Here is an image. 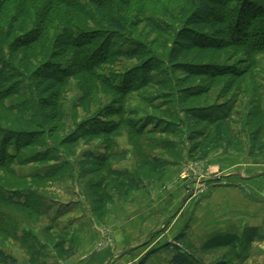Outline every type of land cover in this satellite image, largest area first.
Masks as SVG:
<instances>
[{
  "label": "rangeland",
  "instance_id": "obj_1",
  "mask_svg": "<svg viewBox=\"0 0 264 264\" xmlns=\"http://www.w3.org/2000/svg\"><path fill=\"white\" fill-rule=\"evenodd\" d=\"M118 1L120 5V3H126L129 0ZM154 3L151 0H134L137 9L135 7L133 8L132 16L134 17L136 15V10H140L141 12H145L146 10L150 14V18L159 27L152 29L146 23H143L136 30V35L138 39L143 40L150 54L153 56L154 54H158L156 57L160 60V65H158L159 68L156 71L151 72V83L147 87L127 97L125 104L126 111L129 115L132 112L136 115L132 118H128L129 115H125V119L132 120L140 126L142 124L146 125L147 117H149L153 120V124L157 126L156 124L159 121L168 124V119H165L163 115L165 110L177 108L179 110L178 115L186 119L185 115H189L190 113L184 110L190 107L206 108L208 106L211 107L210 111L213 114V120L229 112L228 122L230 125L228 127H231L233 135L239 136L240 142L246 146L239 153L236 150L228 149L224 144H220L219 148L211 150L207 156L202 151L199 152L200 150L193 154L191 160L198 164L194 165L193 170H187L189 174L190 172H195L193 173L195 175L190 174L191 180L200 182H198L199 185L195 183L196 185L194 184L193 186L189 183L187 188L197 200L200 196V202H202V195L209 188L206 180L212 176L208 173L206 163L213 160V156H216L214 160H217V156L224 148L238 154L246 153L242 154L244 155L243 158L245 160L243 161L245 163L248 162V164H251L259 162L264 165L261 159L248 156V151L251 154H256L258 151V148L256 150L249 149V146L254 141L252 133L264 119L258 118L253 123L251 122L247 129L249 133L246 134L242 130L244 121L248 118L249 114L258 110L256 111L257 114L259 109L264 112V54L257 53L254 57V69H252L253 81H251L249 75H245L243 81H234L235 84L232 88H229L230 91L225 96H219V99L218 95L220 92L233 82L230 76L217 79L214 88L209 87V81L205 77L193 79L189 84L181 83L185 78V74L174 71L171 66V61L167 59V56L174 47V42H176V37H174L176 33L175 31L172 32V30L179 29L182 23H178L176 19L172 21L166 16H160L161 18L157 19L155 15H158L157 13H161V11V15H163L165 11L164 7H160ZM174 17L173 15L172 18ZM166 29L167 31H164ZM114 46L115 51L131 49L129 43H126L122 39L115 40ZM186 52L179 59L181 62L184 61L196 65L210 63L235 68L237 70H243L248 66V63H242L247 62L245 61L246 56L242 52H236L234 49H227L220 52L216 51L215 48L209 49L202 57L197 55L199 53H196V51H193L189 55ZM56 62L60 65L61 69L72 68L70 66H72L73 62L67 58L62 57L57 59ZM137 65L139 64L136 61L119 57L113 64L101 67L97 73L109 79V81L114 80L113 84L120 86L122 84L120 76ZM19 80L21 78L17 81L13 79L7 86L13 85L15 87L18 85L16 82H20ZM88 81V77L84 73L74 74L67 80L60 96V101H58L59 111L57 112L62 115L61 121L59 120L60 124L52 118L46 124L49 132L46 131L39 137L31 139L14 136L11 137L10 143L7 145L6 158L10 159L7 165L10 162L13 163L11 166H6L5 169L0 167V196L9 198V201L13 204L27 203L30 207L26 211L19 209L15 205L0 202V251L14 259L15 264H114V262L119 261L117 259L124 248L135 246L139 243L140 245L135 246V248H141L142 245H147V241L157 233H151L149 239L144 234H128L125 232L127 227H125V223L123 224L124 221H120L119 219L113 222L114 219L118 218L112 220L111 217L113 216H110L108 220L110 215L109 208L112 203L117 199H126L127 190H132L128 185L121 188L120 186L123 185L115 182V179L106 178L105 186L102 185V189H104L107 198L105 204L99 201L101 190L98 188L93 189V187L98 185L101 178H105L106 174L97 168L91 159V155L98 156L103 153L102 145L106 141L104 138L92 140L90 143L80 140L79 135L81 129L79 126H82L80 124H87L88 120L94 118L97 112L109 107L113 100L119 96L113 92L103 91L96 82L89 83ZM36 84L40 85L39 82H36ZM239 87L240 91H238ZM48 88L49 86L46 88L39 86L36 97L37 106L43 100H51L53 91H50L51 89ZM254 88L257 89V94L253 92ZM35 89L34 84L32 85L30 82L26 83V81H22V85H19V90L24 92V94H29ZM204 90L206 91L201 94L202 98L198 100L188 98V93ZM29 97L31 96L14 97L7 100L5 104L16 107L22 104L24 100H29ZM183 99L185 101L180 104ZM256 99L260 100V107L259 105H255ZM166 100L170 101V104ZM42 110L39 113V118L44 117L45 109L42 108ZM52 112L54 113L51 109V117ZM260 112L259 114H261ZM0 115L5 116L0 121L1 129H12L11 123L20 122V116L16 114L11 116L0 110ZM3 119L9 120L8 123ZM117 119V117H114L112 120ZM153 124L151 123L147 126V129L155 130L154 133L157 132V135L153 137V142L151 141L152 145L160 147L165 141L174 142L173 140H175L177 142L176 138L160 133L161 128L165 125L161 124L158 128H155ZM88 125L90 126L91 124L88 123ZM202 126L200 125V128ZM177 128L178 131L180 129L182 130L181 125L177 124ZM206 128L208 129L210 127H206L205 125L203 130L207 131ZM212 128H217L219 135H227V129L222 122ZM188 131L182 137L183 141L181 144H176V150L185 151L187 154L182 162H186L188 150L192 148V144L187 139L190 134V130ZM122 132H125V130L122 129ZM261 135L257 137L258 143L256 144L264 141V133ZM121 136L122 138H120ZM126 136L124 133L121 134L114 139L115 143L125 147V142L126 140L128 141V137ZM1 139L2 137H0V144ZM199 141L201 139L197 142ZM213 148L215 147H211V149ZM204 149L206 150V148ZM133 150L134 155L138 159L136 149ZM0 154L2 153L0 152ZM198 154H200V158ZM173 160L177 159L175 158ZM65 162H67V166L63 165ZM187 170L184 169V171ZM145 171L147 169L142 170L143 177L147 180L152 179V177L145 174ZM12 172L14 173V176L12 175L13 177L11 176ZM184 176L186 175L183 172L182 177L184 178ZM190 188H193V190L191 191ZM174 207L178 209L179 206L176 204ZM94 218L97 219V222ZM65 225L67 229L63 230V226ZM160 230L163 229L160 228ZM257 238L258 240L263 239V242L264 234L260 236L257 233ZM175 246H178L183 252L192 254L191 258L194 261L201 262V264H264V248L259 244L251 245V248L245 252L247 256L243 259H241L242 256L241 258L238 257L239 248L233 252L234 256H231V258L230 256L222 255V253L226 252V249L208 250L205 248L202 249V247L195 248L186 239H182L180 242L174 241L173 250ZM165 248L167 247H163V249ZM163 249L154 251V253L159 252L160 254ZM132 255L134 258L136 257L134 254ZM146 259L144 257L140 263L147 264ZM0 264L5 263L0 260Z\"/></svg>",
  "mask_w": 264,
  "mask_h": 264
},
{
  "label": "trees",
  "instance_id": "obj_2",
  "mask_svg": "<svg viewBox=\"0 0 264 264\" xmlns=\"http://www.w3.org/2000/svg\"><path fill=\"white\" fill-rule=\"evenodd\" d=\"M151 1L160 7H164L165 13L161 15L162 11L161 13L158 12V15H155L157 19L166 16L172 21L176 19L178 23H182L179 29L172 30L176 33L174 36L176 42H174L175 45L167 56L174 71L185 74V78L181 83L189 84L193 79L205 77L209 81V87L214 88L217 79L230 76L233 82L220 92L219 99V96H225L230 91L229 88H232L236 81H243L245 75H249V78L253 81L254 57L257 53L264 54V0ZM118 3L117 0H0V110L11 116L15 114L20 116L19 123H11L12 129L0 128V137H2L0 167L2 169L11 166L13 163L10 162L7 165L10 159L6 158V149L11 137L37 138L42 133L49 132L46 124L52 118L60 124L62 115L57 112L59 111L58 101H60L67 80L78 73H84L88 77L89 83L96 82L103 91L113 92L119 96L113 100L109 107L97 112L94 118L88 120L87 124H80L82 126H79L81 129L80 140L90 143L92 140L104 138L106 141L102 145L103 153L97 157L91 155V159L97 168L106 174L105 178H101L98 185L93 187V189L98 188L101 190L100 203L105 204L107 199L104 189H102L106 178L115 179V182L123 185L121 188L127 185L125 184L127 180L133 178L129 174L111 172L109 169L111 161L117 157L113 153L116 147L115 138L123 133L126 134L131 147L137 151L139 162H142L141 168H146L149 165V158L145 154V149L148 147L153 149L158 146L146 142L144 131L149 124H153V120L147 117L146 125L142 124L140 126L132 120H126L125 115H129V113L126 111L125 104L128 96L151 83V72L156 71L159 68L158 65H160V60L156 57L158 54L153 56L148 52L146 49L148 47H145L143 40L137 38L136 30L143 23H146L152 29L158 26L146 10L145 12L136 10V15L132 16L135 7L134 0H129L126 3L122 2L120 5ZM173 15L174 18H172ZM164 31H167V29ZM117 39L129 43L131 49L115 51L114 41ZM214 48L219 52L227 49L242 52L246 56L245 61H247L242 63H248L247 68L237 70L210 63L196 65L179 60L186 51L187 55L196 51V53H199L197 55L202 57L209 49ZM62 57L73 62L70 66L72 68H60L56 60ZM119 57L136 61L139 65L121 75L122 84L116 86L113 84L114 80L109 81V79L98 75L97 71L105 65L113 64ZM17 78H21L20 82H16L18 85L15 87L13 85L7 86L13 79L17 81ZM22 81L34 84L36 89L29 94H24L19 90ZM36 82H39L40 85H37ZM39 86L41 88L49 86L53 94L51 100H43L42 105L37 106L36 97ZM256 88L253 89V92L257 94ZM205 91L190 92L188 98L198 100L202 98L201 94ZM238 91H240V87ZM24 95L31 97L27 101L24 100L19 106L13 107L5 104L7 100ZM184 101L185 99L181 100L180 104ZM147 102L149 103L148 100ZM167 103L170 104V101H167ZM259 103L260 100L256 99L255 105L258 106ZM42 108L45 109V114L44 117L39 118L40 111H43ZM51 109L54 111L52 117ZM210 109L211 107L208 106L206 108L190 107L186 110L183 108L184 111L190 113L189 115L186 114L187 116L185 115L186 119L178 115L179 110L177 108L168 109L163 114L165 119H168V124L159 121L156 124L157 126L153 125L158 128L164 123L165 126L161 128L160 133L176 138L177 145L178 143L181 144L182 137L190 130L187 138L192 144L191 150H188L189 159L199 150L207 156L211 150L219 148L220 144H224L228 149L236 150L238 153L244 150L245 144L240 142L239 136L233 135L231 127H228L230 125L228 122L229 112L213 120ZM256 111L249 114L244 121L242 130L246 134L249 133L247 129L251 122L253 123L258 118L264 119L263 110L259 109L261 114L259 112L256 114ZM135 115L132 112L128 118ZM0 116L1 121L5 116ZM114 117L118 119L112 120ZM3 120L6 123L9 121L7 119ZM263 121L252 133L255 142L252 140L253 143L249 146V149L256 150L258 148V151L256 154H251L248 151V156L259 158L264 162V141L256 144L258 143L257 137L264 133ZM221 122L227 129L226 136L219 135L217 133L218 129L212 128ZM88 123L91 125L89 126ZM177 124L181 125L182 130L178 131ZM200 125H203L202 128H200ZM205 125L210 127L206 128L207 131L203 130ZM122 129L125 132H122ZM152 131L155 130L152 129ZM199 139L201 141L197 142ZM211 147L215 148L211 149ZM62 148L65 150L64 147ZM162 148L171 159H181L182 154L176 150L175 143H164ZM198 157H201L200 154H198ZM154 163L159 166L165 164L161 160H154ZM63 165L67 166L68 164L65 162ZM93 172L95 173V171ZM12 175L14 176L13 172ZM138 177H143V175L141 174ZM15 178L19 179L18 177ZM130 191L128 189L127 194ZM9 200V198L0 196V202L15 205L21 210L27 211V209H30L27 203L13 204ZM182 239L183 234L175 240L180 242ZM255 239H258L256 229L246 228L240 237L217 238L205 243L202 249H226L227 253L224 252L222 255L231 257L234 256L233 252L239 248V255H237L239 258L242 256L241 259H243L246 257L245 252L251 248ZM191 257L192 254L183 252L178 246H175L174 255L169 264H201V262L194 261ZM0 260L5 264H15L14 259L1 251Z\"/></svg>",
  "mask_w": 264,
  "mask_h": 264
},
{
  "label": "crops",
  "instance_id": "obj_3",
  "mask_svg": "<svg viewBox=\"0 0 264 264\" xmlns=\"http://www.w3.org/2000/svg\"><path fill=\"white\" fill-rule=\"evenodd\" d=\"M154 135H157V132L145 129L144 137L147 143L153 142ZM173 141L172 144H177L175 140ZM161 147L145 149L149 165L141 168L142 162L134 155L133 147L127 140L125 147L116 144L113 153L117 157L111 161L109 169L111 172L133 176L125 182L132 186H130L132 190L126 194V199H117L112 203L108 220L113 216L112 220L118 217L113 222L119 219L124 221L123 224L125 223L127 227L124 231L128 234H144L149 239L151 233H157L141 248H135L140 243L131 246L133 248L130 246L124 248L117 259L119 261L114 264H141L144 257L147 258V264H169L174 255V241L177 242L175 239L181 234H184L183 240L190 241L195 248L217 238L240 237L246 228H255L260 236L264 234L263 164L245 163L244 155L224 148L217 156V160H214L216 156H213V160L206 163L208 173L212 176L206 180L209 188L203 197L201 196L203 199L201 198L200 202V196L197 200L187 188L189 183L193 186L200 182L191 180L190 174L195 172L189 174L187 170H193L194 165L198 163L188 157L186 159L188 165L182 162L187 154L181 150H179L181 154L183 153L181 159L173 160ZM154 160L164 161L165 164L156 165ZM145 169H147L145 174L152 177L151 180L138 177ZM183 172L186 175L184 178ZM176 204L179 206L178 209L174 207ZM94 220L97 222V219ZM63 227V230L67 229L66 225ZM262 240L257 239L252 246L259 244L264 248ZM167 245L169 246L163 249ZM159 249H163L160 254L154 253ZM131 253L136 257L134 258Z\"/></svg>",
  "mask_w": 264,
  "mask_h": 264
}]
</instances>
